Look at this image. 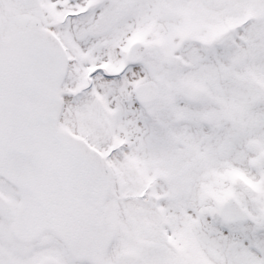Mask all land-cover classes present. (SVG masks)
<instances>
[{
	"label": "snow or ice",
	"instance_id": "snow-or-ice-1",
	"mask_svg": "<svg viewBox=\"0 0 264 264\" xmlns=\"http://www.w3.org/2000/svg\"><path fill=\"white\" fill-rule=\"evenodd\" d=\"M0 264H264V0H0Z\"/></svg>",
	"mask_w": 264,
	"mask_h": 264
}]
</instances>
